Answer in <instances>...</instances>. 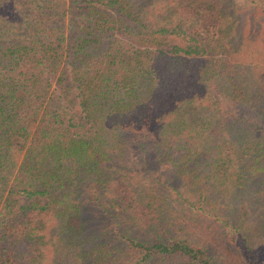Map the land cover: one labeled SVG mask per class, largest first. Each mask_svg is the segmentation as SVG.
<instances>
[{
	"label": "trees",
	"instance_id": "16d2710c",
	"mask_svg": "<svg viewBox=\"0 0 264 264\" xmlns=\"http://www.w3.org/2000/svg\"><path fill=\"white\" fill-rule=\"evenodd\" d=\"M231 2L0 0V264H264V40Z\"/></svg>",
	"mask_w": 264,
	"mask_h": 264
},
{
	"label": "rangeland",
	"instance_id": "374dc122",
	"mask_svg": "<svg viewBox=\"0 0 264 264\" xmlns=\"http://www.w3.org/2000/svg\"><path fill=\"white\" fill-rule=\"evenodd\" d=\"M231 3L233 4L231 11H234L238 18L237 23L243 28L250 29L251 34L264 40V0H232ZM262 48L264 49V43L256 44L255 52L250 59L259 60Z\"/></svg>",
	"mask_w": 264,
	"mask_h": 264
}]
</instances>
